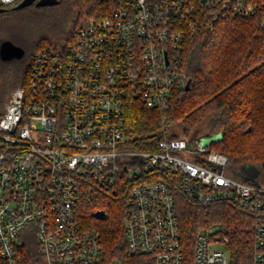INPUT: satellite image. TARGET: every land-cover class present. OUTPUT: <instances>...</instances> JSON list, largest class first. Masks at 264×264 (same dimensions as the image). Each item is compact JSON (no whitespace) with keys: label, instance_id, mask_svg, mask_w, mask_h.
<instances>
[{"label":"built area","instance_id":"1","mask_svg":"<svg viewBox=\"0 0 264 264\" xmlns=\"http://www.w3.org/2000/svg\"><path fill=\"white\" fill-rule=\"evenodd\" d=\"M23 0H0V7ZM67 49L40 48L28 82L14 86L0 113V264H23L35 238L44 264H96L100 233L79 216L94 183L126 196L131 253L153 264H230L228 238L215 230L184 242L180 193L199 204L229 201L254 217L253 264H264V185L237 177L214 149L219 133L167 136L137 148L125 130L136 99L167 112L187 88L183 47L227 17L259 15L252 0H97ZM224 242L226 249L217 247ZM117 264H128L127 262Z\"/></svg>","mask_w":264,"mask_h":264},{"label":"trees","instance_id":"2","mask_svg":"<svg viewBox=\"0 0 264 264\" xmlns=\"http://www.w3.org/2000/svg\"><path fill=\"white\" fill-rule=\"evenodd\" d=\"M39 1L0 7V44L8 39L25 50L17 66L4 64L0 56V113L11 89L28 82L36 52L44 46L67 49L86 17L101 5L97 0ZM252 1L264 6V0ZM183 50L189 88L175 92L167 112L130 100L125 112L127 136L137 148H148L146 144L155 145L167 136L159 131L164 114L182 128L183 136H199L207 122L209 135L223 132V139L213 146L229 157L233 173L264 185V12L222 18L214 29L189 37ZM239 168L247 173L240 174ZM125 202L122 193L94 183L82 189L79 216L100 233L103 245L96 264H153L151 256L129 250ZM100 210L105 214H98ZM177 215L185 243L193 246L199 231L214 228L228 236L230 264H253L254 217L238 204H199L180 193ZM22 254L23 264L42 260L31 247H23Z\"/></svg>","mask_w":264,"mask_h":264},{"label":"rangeland","instance_id":"3","mask_svg":"<svg viewBox=\"0 0 264 264\" xmlns=\"http://www.w3.org/2000/svg\"><path fill=\"white\" fill-rule=\"evenodd\" d=\"M19 59L20 58H16V57H13V58H10V59H4V64H8V65H12V66L13 65L17 66V65H20V60ZM207 132H209V127L207 126V122H204L203 125L201 126V129L197 132L196 135H209ZM172 133H175L177 135H179V134L182 135L183 134L182 128L179 125H174V127L172 129ZM217 133H219L221 135V139L220 140H222L223 137H224L223 136V132L220 131V132H217ZM217 133H214V134H217ZM211 135H213V134H211ZM213 147H214V149L218 150L215 146H213ZM238 171L242 175L244 173L245 174L247 173L245 171V168H239ZM211 230H214V228H212ZM213 237L215 239H222V240L225 239V237L228 238V236H225L223 232H220L218 230L216 232H214ZM228 241H229V239H228ZM26 242L28 243V246L29 247L36 249L37 243H36L35 238L32 239V240L27 239ZM216 246L219 247V248L226 249V245H225L224 242H219V243H217ZM120 263H123V262H120ZM38 264H44L43 259L41 260V262H40V259H39Z\"/></svg>","mask_w":264,"mask_h":264},{"label":"water","instance_id":"4","mask_svg":"<svg viewBox=\"0 0 264 264\" xmlns=\"http://www.w3.org/2000/svg\"><path fill=\"white\" fill-rule=\"evenodd\" d=\"M33 0H24L21 4H25L28 2H32ZM52 0H40L39 3H47L50 2ZM25 53L24 48H22L21 46L15 44L14 42H12L11 40H4L2 41V43L0 44V56L1 58L4 59H10L13 57L16 58H21ZM190 86V81L187 84V89ZM98 214L100 215H104L105 211L104 210H100L98 211Z\"/></svg>","mask_w":264,"mask_h":264}]
</instances>
